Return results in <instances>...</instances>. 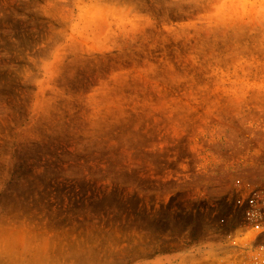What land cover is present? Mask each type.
<instances>
[{
    "label": "rangeland",
    "instance_id": "1",
    "mask_svg": "<svg viewBox=\"0 0 264 264\" xmlns=\"http://www.w3.org/2000/svg\"><path fill=\"white\" fill-rule=\"evenodd\" d=\"M0 264H264V0H0Z\"/></svg>",
    "mask_w": 264,
    "mask_h": 264
}]
</instances>
